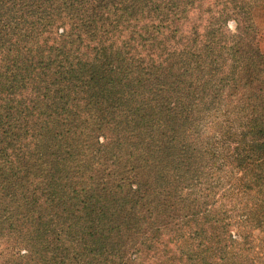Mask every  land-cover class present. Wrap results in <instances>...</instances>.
I'll return each mask as SVG.
<instances>
[{
    "label": "trees",
    "instance_id": "16d2710c",
    "mask_svg": "<svg viewBox=\"0 0 264 264\" xmlns=\"http://www.w3.org/2000/svg\"><path fill=\"white\" fill-rule=\"evenodd\" d=\"M262 5L0 0V264H264Z\"/></svg>",
    "mask_w": 264,
    "mask_h": 264
},
{
    "label": "rangeland",
    "instance_id": "374dc122",
    "mask_svg": "<svg viewBox=\"0 0 264 264\" xmlns=\"http://www.w3.org/2000/svg\"><path fill=\"white\" fill-rule=\"evenodd\" d=\"M253 17H254L255 22L257 23L258 27L260 28L261 44L264 46V5L256 7L253 10ZM230 28L232 31H235V23L234 22L230 23ZM207 131L213 132L212 128H210V127L207 128ZM258 250H257V252H258ZM0 259H1V257H0Z\"/></svg>",
    "mask_w": 264,
    "mask_h": 264
}]
</instances>
